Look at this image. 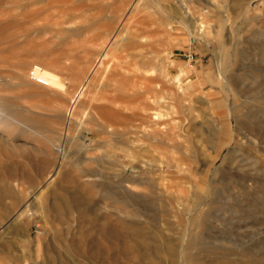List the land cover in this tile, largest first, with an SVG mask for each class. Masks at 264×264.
<instances>
[{"label": "rangeland", "instance_id": "1", "mask_svg": "<svg viewBox=\"0 0 264 264\" xmlns=\"http://www.w3.org/2000/svg\"><path fill=\"white\" fill-rule=\"evenodd\" d=\"M157 42L140 82L158 98L150 83L112 103L94 73L73 104L105 52L126 45L117 71L134 76ZM0 111V264H170L98 249L125 198L177 246L195 234L176 264H264V0H0ZM58 196L82 205L56 212Z\"/></svg>", "mask_w": 264, "mask_h": 264}, {"label": "bare ground", "instance_id": "2", "mask_svg": "<svg viewBox=\"0 0 264 264\" xmlns=\"http://www.w3.org/2000/svg\"><path fill=\"white\" fill-rule=\"evenodd\" d=\"M185 8H187V7H185ZM171 25H172V23H171ZM106 26L107 25H98L95 28V32L93 33L92 38L93 39H96L99 36V34L102 32V30ZM106 34H108V33H106ZM143 38L144 37L141 38L142 39L141 40L142 43H136L137 47H141L142 48L143 46H149V43H146V42L143 43V41H144ZM161 46H163V43L162 42H157V44L155 46L156 47V49H155V54L156 55L154 56L155 58H153V59H149L147 56L143 55L142 53H135L133 55L134 56V58H133L134 59L133 65H135V69L133 71L135 73L134 76H136V77L132 76L129 73L130 70H128V72H124V73L123 72L120 73L121 71L120 72L117 71L119 67H125L126 69H129V67L131 65L130 62L129 63H127V62L123 63L121 61L117 62V59H119L118 58V53L120 51H124V48H126V45L121 44V46H117L115 48V52H113V53L105 52L100 57V59L97 62L98 64L100 63V65L98 66V64L96 63L97 65H95L94 67H92V69L90 70L89 75L86 77V81L83 83V85L81 87V90L77 94V96H76L73 104L75 105V103L78 102V99L81 97V95L86 90L87 86L89 85L91 76L94 73H96V74L97 73L98 74L101 73V76H102V79L103 80L104 79H110L111 81H114L113 82L114 83L113 87H114L115 92H117V94H115L114 96L111 97V102L112 103L118 102V98L120 97L119 95L122 94V93L131 96L132 99L135 98V97H141L142 95L145 94V91L151 90V89L148 90V87L150 86V83H153L154 84V85H152L153 86V92H155V97H157L162 92V90H163L162 89V85H161V83H159L158 78L155 77L154 79H151L149 84L148 83L147 84H144V83L140 82V80L146 78V77L143 76V74L141 73V71H143V70L146 71V69L148 67H150L151 69H154L156 67L161 66V64H162V61L160 60V53H161L160 47ZM106 58H108V60L105 61ZM97 67H98V69H97ZM100 67H102L103 70H99ZM85 72L86 71L83 70V73H85ZM118 77H120V78H118ZM134 78H136V79H134ZM96 79H98V78H96ZM55 84L56 83L52 82V86L55 85ZM93 84H96V83H93ZM128 102L130 103V100H128ZM149 106H150V104H149ZM158 115L159 114L156 113V116H157L156 119H160L159 118L160 116H158ZM0 116H2V115H0ZM158 124H159V122H158ZM224 135H225V137L228 136V140L229 141L231 140L229 138V135L227 133L224 134ZM185 165H186L187 168H182V170L185 171V172H189V173L192 172L191 171V167H193V165H194L193 162L192 163H186ZM2 176H4V175H2ZM4 177H6V176H4ZM130 181H131L130 179H122V184H121L122 185V188H125V185L123 183L130 182ZM2 190H3V188H2ZM2 190H1V192H2ZM11 196H13V195H11ZM193 196H194V198L192 200L188 201L189 205L191 206V208L189 210L192 211V215H193L194 221H197L198 220L197 218L199 217V213H200L202 207L204 205H206V203L203 200V198H201L197 193H193ZM125 197H127V196H125ZM78 198H76V199H78ZM125 199L126 200L117 199V201H119L121 204H123L125 206V208L121 211L124 214V217H119L120 218V220H119L120 222L119 223H116V224L115 223H113V224L112 223H109V225H104V226L102 224V226H100L99 227V230H98L100 236H102V237H109L110 238L109 240L111 242L113 241L112 242L113 244L109 243V245H104L103 246V243L102 244L99 243L101 245L98 246V249L99 250H104L107 253L123 250V251H126L125 254L127 252H129V253L135 252L136 253V250L141 249L140 251L143 250L145 255L146 254L148 255L150 253H153V254L154 253H161L162 254V252H164V253H166L167 255H169L171 257L170 264H176L174 258L177 257L179 254H183V253L186 254L188 252V250L191 248L190 245L195 242V239H197V238L194 237L195 234L194 233L191 234V238L188 241L187 246L179 247L176 244H174L173 242H171L170 240H166V238H164L163 235H162L163 232L160 231V230H158V229H160L158 226L151 225V226H153V227H151V226L148 225L150 228H152V229L155 228L156 231H157L156 237L155 238L154 237H151L150 238L146 234V228L148 226L147 227L146 226L143 227L144 225L138 219V218H142L144 215L140 214V212L137 209L136 210L133 209V206L129 203L130 201H128L130 199H128V200H127V198H125ZM182 200H184V198ZM179 204L181 205L182 203L179 201ZM81 205H82L81 200H75L74 199L72 201H69V200H67L63 196H58V199L54 200L52 207H53V209L56 212H61L63 210H67V209H70L72 207H74V208L76 207L77 208V207H79ZM27 213H28V209H25L22 212L21 217H25L27 215ZM147 218L150 219V217H147ZM145 223H146V221H145ZM151 223H153V222H151ZM164 239H165V241H164ZM114 240H118L120 243L119 244H115ZM151 240H153V241L156 240V241H160V242L158 244H157V242H155L156 244H154L153 241H151ZM99 241H101V240H99ZM88 243H89V241H88ZM100 252H103V251H100ZM119 254H121V253H119ZM132 254H131V256H133ZM136 254H138V253H136ZM212 254H214V253L208 254V255L212 256V261L214 262V261H216V259L218 260V258H216V257H215L216 259H214V256H216V255H212ZM140 256L142 257V255H140ZM145 258H147V257H145ZM135 259H136V257H135ZM186 260H187L188 263L193 262V260L191 258H189V259L186 258ZM226 260H228V259H226ZM221 261H223V260L221 259ZM194 262H195V264L197 263L196 261H194ZM219 262H220V260H219ZM219 262H217V263H219ZM231 263H233V262H231ZM236 263H238V262H236ZM239 263H240V261H239ZM223 264H229V262L224 260Z\"/></svg>", "mask_w": 264, "mask_h": 264}]
</instances>
